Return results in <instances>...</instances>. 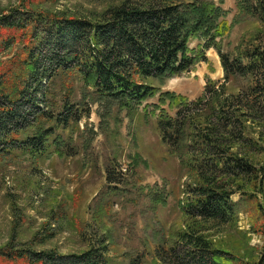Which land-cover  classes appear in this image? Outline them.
<instances>
[{"label": "trees", "instance_id": "obj_1", "mask_svg": "<svg viewBox=\"0 0 264 264\" xmlns=\"http://www.w3.org/2000/svg\"><path fill=\"white\" fill-rule=\"evenodd\" d=\"M237 9V16L253 17L258 29L232 50L223 48L231 24L215 2L110 0L99 12L21 8L0 16L2 44L12 39L8 32L23 31L29 39L21 53L0 65V157L43 154L54 131L44 124L66 126L70 117L75 119L66 101L58 114L44 110L58 74L75 71L99 99L120 106L142 105L158 96L154 109L161 139L175 149L196 182L187 185L179 203L187 227L176 233L173 247L159 251V260L167 254L177 264L240 260L208 233L233 222L244 198L264 191V0H237ZM191 40L203 41L201 51L189 48ZM209 48L220 59L221 82L207 77L196 102L162 91L167 79L201 59L208 62L204 51ZM238 81L244 86L228 92L227 86ZM165 105L178 110L176 118L161 108ZM35 122L37 131L31 135L27 132ZM260 232L263 251L252 264H264V224ZM107 253L103 245L59 255L11 239L0 247V264H109Z\"/></svg>", "mask_w": 264, "mask_h": 264}, {"label": "rangeland", "instance_id": "obj_2", "mask_svg": "<svg viewBox=\"0 0 264 264\" xmlns=\"http://www.w3.org/2000/svg\"><path fill=\"white\" fill-rule=\"evenodd\" d=\"M198 1L215 2L225 11L231 29L224 37V50L246 43L257 32L253 17L237 16V0ZM109 3L0 0V16L21 8L85 14L99 12ZM7 35L12 38L8 44L0 39V65L28 45L26 32ZM202 44L191 40L189 48L199 52ZM204 55L208 62L201 59L191 70L167 79L162 91L196 102L204 95L207 77L221 82L223 70L216 51L209 48ZM242 86V81L230 83L227 91ZM50 91L44 110L58 114L66 101L75 119L70 117L66 126L45 121V127L53 125L54 131L43 154L0 157V247L14 239L36 251L70 255L106 245L109 264H177L169 254L159 260V251L173 247L176 233L186 229L189 221L179 203L186 198L187 185L196 182L175 149L161 139L159 112L154 109L158 96L142 105L120 106L99 99L75 71L58 74ZM52 104L57 108L52 109ZM161 108L177 117V109ZM36 131L35 122L27 133ZM244 199L233 222L208 232L218 247L240 259L230 264H252L263 251L264 191Z\"/></svg>", "mask_w": 264, "mask_h": 264}]
</instances>
